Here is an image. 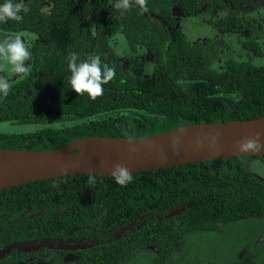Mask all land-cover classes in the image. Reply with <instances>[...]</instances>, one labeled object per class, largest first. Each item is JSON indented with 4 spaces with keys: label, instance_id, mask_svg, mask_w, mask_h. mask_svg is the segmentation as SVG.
Returning a JSON list of instances; mask_svg holds the SVG:
<instances>
[{
    "label": "trees",
    "instance_id": "1",
    "mask_svg": "<svg viewBox=\"0 0 264 264\" xmlns=\"http://www.w3.org/2000/svg\"><path fill=\"white\" fill-rule=\"evenodd\" d=\"M221 1L226 10L231 4L239 14L249 6L248 0H147L148 11L134 5L121 15L112 6L115 0H23L30 9L21 13L23 21L0 23V38L19 34L31 45L32 54L26 74L3 73L11 91L0 98V123H7L0 131V147L55 148L80 136H142L193 122L263 115L264 15L257 19L258 38L236 33L245 23L233 12L222 11V16L201 25L231 31V36L224 35L232 45L227 56L218 48L208 56L205 48L214 43L212 35L203 43L176 31L169 39L162 30V22L174 24L173 5L192 18V11L196 15ZM124 38L155 50L153 80L121 68L115 44ZM244 47L252 49L248 56L243 51L231 53ZM72 52L81 60L98 54L102 65L115 69L102 96L93 100L72 90L68 69ZM216 54L222 62H215ZM250 159L264 164V155H236L135 172L126 186L113 176L96 174L95 183H89L90 174L81 173L0 188L1 214L17 217L30 204L51 214L40 215L31 224L28 220L5 224L3 230L11 231V225L14 235L61 236L68 225L91 224L92 216H99L94 233L105 236L104 242L78 250L69 261L61 259L59 250L31 251L41 260L52 258L48 264H264V181L249 170ZM60 183L94 188L52 191V185ZM78 199L83 200L81 205L73 202ZM182 204L188 206L164 216ZM255 219L260 232L252 239L263 247L257 243L249 249L246 242L236 252L226 248L221 252L217 241L213 244L209 238L221 225ZM131 221L133 225L117 237L110 233Z\"/></svg>",
    "mask_w": 264,
    "mask_h": 264
},
{
    "label": "water",
    "instance_id": "2",
    "mask_svg": "<svg viewBox=\"0 0 264 264\" xmlns=\"http://www.w3.org/2000/svg\"><path fill=\"white\" fill-rule=\"evenodd\" d=\"M257 132H264V114L248 119L193 122L142 136H80L55 148L0 147V188L81 173L112 176L117 163L135 173L214 158L264 155V147L255 152L239 151V143L254 138ZM259 143L264 145V136ZM255 175L264 181V177ZM187 206L171 208L164 216ZM132 225L133 222L128 228ZM35 245H41V241Z\"/></svg>",
    "mask_w": 264,
    "mask_h": 264
},
{
    "label": "flooded vegetation",
    "instance_id": "3",
    "mask_svg": "<svg viewBox=\"0 0 264 264\" xmlns=\"http://www.w3.org/2000/svg\"><path fill=\"white\" fill-rule=\"evenodd\" d=\"M249 6L247 10H249V13H238V10L236 7H232L231 4L228 7L229 10H226V7H223V5L226 4L225 1H221L217 4H211L199 11V16L197 21L199 23L200 19L203 18V23L200 25L206 26L210 20H215L219 18L220 16L223 15L222 11L224 13H230L233 12L235 14L240 15V19L243 21V24L245 23L244 27L237 30L236 33H245L246 36H250L252 38H258L257 35L259 34V30L261 27L259 26L257 19H259L260 14V8L259 5L264 6V0H248ZM241 2L238 1L237 5H240ZM173 5L170 8V17L173 18L174 24H169L168 21L162 22V30L166 32V38L171 37L169 35L171 32L176 31L178 32L181 37H185L182 30L181 26V20L185 18H190V12H184L182 9L181 11L177 10L174 8ZM194 13V11H192ZM255 14L256 16L253 17L255 20L251 21L249 17H251L252 14ZM195 15V13H194ZM197 16V15H195ZM180 21V22H179ZM204 22L207 23L204 25ZM202 26V27H203ZM206 31H209L210 34H203L202 36H196L191 37L187 36L185 37L187 40H198L201 39L203 43H206V39L212 35L213 41L208 42L207 46L205 48V51H207L208 56H211L212 53L214 52L213 48H218L220 51L223 52L224 56L230 55V48H231V43L230 40L227 38H224L225 36H231L232 33L231 31L221 29L217 26H214L209 23V28H204ZM192 33V32H191ZM147 36V33L144 34ZM151 33H148V36H150ZM260 35V34H259ZM168 39V40H169ZM120 43V53H117L118 55L117 60L120 61V66L121 68H127L132 74L134 73H140L144 75L145 77H148L149 79L152 78L154 79V67H153V57L154 54H156L155 50L151 51L147 49L146 47H140L137 46L136 48L142 51H136L140 52L142 54V58L139 59L138 57L134 56L131 57V53L135 50L134 46L138 45L140 43H129L127 38H124L123 40H118ZM134 45V46H133ZM133 46V47H132ZM144 48V49H142ZM145 49H147V52L145 54ZM250 50L252 49H247V47H244L243 49H235L233 48L231 50V53L235 51H243L245 56H248L250 53ZM129 54V58H128ZM215 54V53H213ZM136 55V54H135ZM217 56L215 59V62H222L221 56L220 55H215ZM132 59L137 60L138 64L134 66L132 63ZM253 61V59H250ZM217 67H222L221 65H218ZM202 77V76H201ZM236 95V91H233ZM63 183L58 184V185H52V191L57 190H66L69 191V189H72L74 191H79V192H92L93 188L92 186L89 185H68V186H62ZM82 188H88L89 191H84ZM4 201L3 203H5ZM76 202L77 204L81 205L83 200L78 199ZM0 203H2L0 201ZM90 205V202L86 201L84 204V207L87 208ZM65 205L61 206L60 209L55 210L53 213L56 214L58 211L64 209ZM9 211H12V207L7 208ZM45 208H35L31 204L26 205L25 208L21 209L20 211L17 212V217L12 218L9 215H5L3 212L2 214L0 213V264H48L49 262L52 261V258H48L47 260H41L38 257L31 255V251L37 250L39 248H45V249H51V250H59V254L61 255V259L64 261V258L66 260H72L75 258L76 254L78 253V250L81 249H88L94 246H97L98 244L104 242V237L105 236H100L96 233H94V227L96 224V221L99 216H92L93 222L91 224L89 223H79V224H71L68 225L66 231L61 235V236H45L42 238L38 237H30L29 233L27 236L25 234L21 235H14L13 232L15 228L12 230L14 226L9 225V229L11 231H5L3 230V226L5 224H13V222H20V221H25L28 220L30 221V224L32 220H35L38 216L46 214V216L49 218L51 214L45 213ZM94 213H97V210L94 211ZM142 215V214H141ZM133 222V221H131ZM130 222V223H131ZM127 224L122 228H119L117 230H111L110 233L114 236L117 237L119 233H122L125 229H128V226L130 225ZM41 241V245L36 246V243H39ZM90 245V246H87ZM9 256L11 257L10 260Z\"/></svg>",
    "mask_w": 264,
    "mask_h": 264
},
{
    "label": "clouds",
    "instance_id": "4",
    "mask_svg": "<svg viewBox=\"0 0 264 264\" xmlns=\"http://www.w3.org/2000/svg\"><path fill=\"white\" fill-rule=\"evenodd\" d=\"M134 5H138L144 12L148 11L147 0H115L112 6L123 15L131 10ZM29 10L23 0H19V2L17 0H4L0 4V23L22 22L24 17L21 13H27ZM135 46L144 47L142 44ZM30 49L31 45L26 43L21 35H6L0 38V62L10 64L12 66L11 71L15 74H26L28 72L26 62L31 59L32 55ZM147 49L144 50L145 54ZM136 51L139 50H134V52ZM68 69L71 73L70 84L72 90L77 95L86 93L93 100L102 96L104 93L103 86L115 78V69L102 65L101 57L98 54L89 55L81 60L76 52H72L69 56ZM0 71H4V69L0 68ZM10 91V81L6 76L0 75V98H6ZM261 136H264V132H257L254 138H246L240 142L238 145L239 151H259L261 147H264L259 143ZM213 141H215V138H213ZM112 176L115 182L121 186H126L133 180L130 170L119 163L113 166ZM88 182L95 183V176L90 174Z\"/></svg>",
    "mask_w": 264,
    "mask_h": 264
},
{
    "label": "rangeland",
    "instance_id": "5",
    "mask_svg": "<svg viewBox=\"0 0 264 264\" xmlns=\"http://www.w3.org/2000/svg\"><path fill=\"white\" fill-rule=\"evenodd\" d=\"M260 11V17L259 19L264 15V6L263 5H259ZM245 14L249 13V10H245V12H243ZM197 16L199 15L196 14ZM196 16V17H197ZM256 15L253 13L251 15L250 20L254 21L255 19L253 17H255ZM194 16V13L192 14V18H185L183 20H181V26H182V32L184 34L185 37L187 36H191V37H196V36H202L203 34H210L209 31H206L200 24L197 23V18ZM192 32V33H191ZM116 46V51L117 53H120V43L119 41L116 42L115 44ZM144 49V48H142ZM142 51V50H139ZM136 54V55H135ZM136 56L139 59L142 58V54L140 52H132L131 56ZM128 58H129V54H128ZM11 65L8 64L7 62H0V68H3L4 71H0L2 73V75H4L3 73H5V75L7 76H11L15 73H13L11 71ZM152 79V78H150ZM153 80V79H152ZM196 80V79H195ZM7 123H0V131L6 129ZM8 128H13V125L11 127ZM251 161H249L248 164V168L249 170L254 173L257 174L261 177H264V164L260 163L259 161H257L256 159H250ZM259 224L260 221L259 219H255V220H245L242 221L241 223L236 222L233 224H228V225H221L219 226L216 230L217 232L214 233V235H212L209 238H212V243L214 244V241L216 240L218 244H216V246H219V251H223L224 248L226 249H230L228 251H238L239 249H241V246L246 245V242H250V244L248 245L249 249L250 248H254V246L259 243L258 241H256L255 239H252L253 236H257L258 232H260V228H259ZM214 236V237H213ZM206 242H208V240L210 241L209 238L204 237ZM220 241V242H219ZM256 241V242H255ZM255 242V243H253ZM261 247H263L262 243H259ZM222 245V246H221ZM192 251V248L188 249V252ZM227 251V252H228ZM226 252V253H227Z\"/></svg>",
    "mask_w": 264,
    "mask_h": 264
}]
</instances>
